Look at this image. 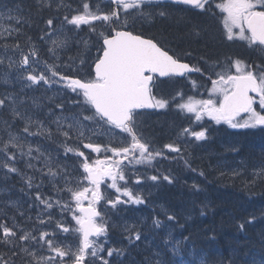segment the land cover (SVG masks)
<instances>
[{
    "label": "snow or ice",
    "instance_id": "6c2138e0",
    "mask_svg": "<svg viewBox=\"0 0 264 264\" xmlns=\"http://www.w3.org/2000/svg\"><path fill=\"white\" fill-rule=\"evenodd\" d=\"M110 2L115 6L110 11H101L97 6V11L93 12L90 4L84 2L82 12L73 15L70 20L65 17L69 24L77 27L82 24L91 26L94 21H99L110 29L99 34L102 38V45L100 46L102 51L98 49L97 58L94 62V75L86 80L72 78L61 75L58 65L46 63V71L41 72L40 75L29 72L26 79L33 84L39 82L48 84L59 77V82H62L74 93L83 96L84 104L89 106L87 110L91 114L84 115L81 112L80 115L65 118L71 120L67 124V130L61 131L65 138H70V133L75 131L78 134V139L83 140L85 136L84 122H92L101 127L108 125L120 129L128 134L131 142L124 147H115L111 143L108 145L84 143L85 149H90L98 154L94 160L86 157L84 152L79 151V149H65L66 152L75 151L79 157H84L80 165L83 172L81 179L76 181L75 188L67 187L62 190L69 192L71 201L75 203V209L70 208L68 203L63 205V209L72 211V219L75 221L76 228L64 227L62 223H58V227L65 233L72 231L77 233L79 245L75 251L70 245L67 247L56 246L52 239H47L49 234L42 232L38 239L46 242L52 255L48 257L37 256L35 251L21 248L20 252L30 258L27 264H57L58 260L63 264L65 258L71 260L72 264H87L89 256L93 260L100 258V251L103 246L98 245L97 240L90 237L104 236L108 228L104 217L97 209V204L105 199L112 208H116L121 203H144L139 194H134L131 189L120 184L121 181L127 183L124 161L127 160L130 164H150L157 156L162 155L160 151H153L151 145L138 135L135 119L138 109L146 107L163 109L169 104L168 100L156 99L152 95L150 84L155 74L165 77L201 71L200 68L182 62L178 56L171 55L169 50H165L158 41L145 39L141 35H134L131 31L123 30L128 26L130 15L133 20L137 18L151 19L154 15L151 9L157 8L158 11L155 12V15L165 17L167 12L159 10L158 0H110ZM171 2L191 6L202 11H208L212 4V0H171ZM215 8L220 10L221 23L229 41L239 37L241 40H247L250 45L264 47V0H220L219 3L215 4ZM7 11L11 13L15 9H7ZM121 16L124 17L122 21ZM13 18L9 16V19ZM47 25L51 27L53 20H47ZM13 31H18V29L0 26V36H3L5 32L11 35ZM65 43V40H53V47L49 49V52L55 54V49L63 47ZM14 47L18 48L19 45ZM31 55L38 56V53L32 51ZM20 64L28 65L29 56L23 55ZM216 66L219 67V65ZM232 66L235 67V73L231 72L230 67L228 71L217 72L215 74L216 79L209 77L212 87L208 90L210 93L208 99H196L193 96L184 99L181 93H177L182 102L176 107L181 112L194 114L196 120H200L206 115L217 124L223 122L233 129L264 126V113L258 112L254 107L258 98L260 108L264 109V66L257 65L255 69H252V66H244L243 62L239 60L235 61ZM9 67H12V63H9ZM174 101L175 97L173 98ZM5 103V99H0V106L5 105ZM57 107L63 110L62 105H57ZM242 113L246 119L240 122L238 118ZM13 114L17 117L20 116V113L15 112V110ZM57 128L58 130L63 128L59 120L57 121ZM24 131H29L27 126ZM182 135H191L196 140H202L207 138V130L191 131L189 128H185ZM15 140L16 137L11 136L8 141L4 142L3 149H0L7 160L0 166L8 169L9 172L17 171L15 167H10V163L16 159L15 154H9L10 145L11 148L20 147L14 143ZM164 147L172 152H180V148L173 144H166ZM36 151L39 152V149L37 148ZM109 152L111 155H108ZM31 153L32 149L29 148L28 154L31 155ZM99 154H103L102 159ZM29 166L31 167V165ZM48 173L52 177L59 174L57 170L51 167H49ZM260 174L264 175V170ZM150 179L156 181L158 176H151ZM163 179L169 183L172 182L168 175L163 176ZM109 180L111 183L108 187L115 190V199L106 197L101 191V185ZM136 183H140L139 178H137ZM65 184L71 185L72 180L66 179ZM29 187H31V178H29ZM121 197L127 199L122 200ZM36 199L48 208L53 207L51 202L41 199L39 193H37ZM85 202H87L86 206ZM168 220L174 221L175 216L169 215ZM154 226L160 228L162 222L157 219L154 221ZM0 232H2L0 239L5 244H11L12 238L17 236V232L6 224H0ZM29 238L37 240L35 236L30 237L29 233L19 236L20 241L26 242ZM140 238V234L136 233L135 239L139 240ZM173 240H175L174 243ZM189 240L190 237L188 236L175 239L171 232L168 233L165 243L171 245V252L174 256L180 257L179 260L172 261L171 264H195L194 261L186 260L181 255L182 250L186 248V242ZM107 251L108 255L111 256L114 250L108 249ZM12 255L16 256L18 253L14 252ZM100 259L102 264H110L108 260ZM0 264H8V261L0 259ZM156 264H164V262L157 260ZM200 264H206V261L201 260ZM261 264H264V261Z\"/></svg>",
    "mask_w": 264,
    "mask_h": 264
},
{
    "label": "trees",
    "instance_id": "16d2710c",
    "mask_svg": "<svg viewBox=\"0 0 264 264\" xmlns=\"http://www.w3.org/2000/svg\"><path fill=\"white\" fill-rule=\"evenodd\" d=\"M15 3L24 10L21 16L24 17L23 22L29 25L28 35L38 39L46 29L42 21L45 11L37 8L34 0H0V5L5 7ZM202 25L208 26L207 23ZM157 27L164 30L167 36H179L182 44L195 50L201 49L208 55L215 54L216 50L220 52L219 43L212 36L196 42L193 37L188 36V33L193 36L191 32L186 31L184 37L178 27H166L164 21ZM148 31L150 28L146 27V32L149 33ZM98 46L101 44L90 45L76 58L80 62L84 58L92 59L95 51L101 50ZM1 83L0 99H5V92L9 87ZM174 97L176 96L163 98L172 101ZM69 102L63 104L68 106ZM85 107L86 112L91 114L87 110L89 106ZM155 116L158 118L157 123L151 129H156L161 134L167 132L171 135V130L176 133L175 126L184 129L187 126L185 122L190 121L189 117L181 118L180 122L179 118L170 120L168 116ZM0 119L3 121L0 125L1 139L7 140L9 131L28 133L24 131L26 126L21 120L7 111L6 104L0 106ZM201 127L207 130L208 143L203 144L200 160L188 158L185 152L174 154L166 151V154L163 150L165 147L151 148L162 152L159 159L153 162V171L149 174L158 176L156 186L150 190L149 195H145L144 203L129 208L127 214L137 216L133 227L120 228L118 224H113L99 238L103 246V260H108L110 264H156L157 260L171 264L180 259L172 254L171 245L165 243L171 232L175 239L190 237L181 255L195 264H200L201 260H205L206 264H261L264 261V175L260 174L264 170V126L233 129L225 123L217 124L210 120L203 122L198 128ZM71 144L70 142V146ZM64 156L69 163H75V158L69 152ZM149 175L142 176L140 172L138 177L142 179ZM165 175L170 177L171 183L163 179ZM132 177L133 173L128 175L129 180ZM144 180L145 178L142 179L143 182ZM112 210L109 207L110 214L117 219ZM169 215L175 216V220L169 221ZM157 219L162 222L160 228L154 226ZM0 224H6L16 231L13 223L4 216H0ZM136 233L140 234L139 240L135 239ZM19 236L21 235L17 232L11 244H5L0 239V256L9 264H23L20 249L25 241H20ZM108 249L114 250L111 256L108 255ZM14 252L18 255L13 256ZM93 264H102V260Z\"/></svg>",
    "mask_w": 264,
    "mask_h": 264
},
{
    "label": "rangeland",
    "instance_id": "374dc122",
    "mask_svg": "<svg viewBox=\"0 0 264 264\" xmlns=\"http://www.w3.org/2000/svg\"><path fill=\"white\" fill-rule=\"evenodd\" d=\"M34 1L37 5V8L44 12L43 10L45 9V6L49 5L55 0ZM84 2L85 0H82V3L81 1H79L76 9H73V6L71 4L66 5L63 4L62 0H56V5L53 7V10H59L58 14H56L59 17V22L55 23L53 21V25L49 27L47 25V20H49L47 16V19L43 20V26L46 29L43 31L44 35L42 34L40 36V39L42 38L41 41L45 44V46L42 47L44 48V50L39 47L38 41L29 38L30 35L28 37L25 33L26 31H24L23 27L29 25H27L28 23L23 22L24 17L21 16V13L24 10L22 11L20 9V5L17 3L9 5L8 7L0 5V14H2V16H0V26L8 27L11 29H18V32L13 31L11 35L5 32L3 36H0V61H2L0 62V81H3L4 84L9 87V90L7 89L8 91L6 90L5 92V95L6 93L7 95H9L5 96L6 109L11 115H14V110L15 112L20 113V116L18 118L21 120L22 124L24 126H27L29 129L27 134H25L24 132H18L17 130L9 131L7 140H2L0 137V149H3L4 142L8 141L11 136L16 137L14 143L20 146L17 148H11V145L9 146V154L14 153L16 157V161L14 160L13 162H11L10 167H15L17 171L9 172L8 169L0 166V202H2L0 204H3L5 206L4 207L3 205H0V216H4L5 219L8 218L11 223H13L16 232H19L20 235L29 233L30 237H37V240H32L31 238H29L25 242V245L22 246V248H27L29 251H35L37 256L48 257L49 255H52L47 247L46 242L39 241L38 239L40 233L42 232L48 233L49 235L47 239H52L56 246L67 247L70 245L72 247V250L75 251V249L79 245V235L77 233H75L74 231L65 233L58 227V223H62L64 227L72 229L76 228L75 221L72 219V211L63 209V205L65 203H68L70 205V208L75 209V203L71 201L70 193L62 190L66 189L67 187L75 188L76 181L81 179L83 172L82 168H80V165L82 163L81 157H79L75 151L69 152L70 156L72 155V157H74L76 160L74 164L71 163L73 164L72 167L70 166L71 164H67V161L65 160L66 157L64 155L68 153L65 151V149H79V151L84 152L86 157L94 160L97 157L92 156V152H88L86 150L84 151V142L98 143L101 145H108L109 143H111V145L115 147H124L131 142L128 134L122 132L120 129L113 128L108 125H104L101 127L100 125L94 124L92 122H84L85 136L83 140H77L78 134L75 131L70 133V138L63 137L61 131L67 130V124L71 122L70 119L65 118H69L74 115H80L81 112H83L84 115H90V113L86 112L85 108L87 107H85L83 96L79 95L78 93H74L62 82H59V77H56L48 84H45L44 82L33 84L26 79L29 72H32V74L34 75H40L41 72L46 71V63H54L58 65V69L61 75H71L76 73L79 75H83L86 78L88 77L86 75H90V67H92L93 58L96 56H93L92 59L84 58L81 60V62L76 58L82 51H84V49L87 50L90 44L81 40L78 41V39L80 38L78 30L79 28H81V26L77 27L75 25L69 24L67 20H65V17L70 20L73 15L78 14V12H82ZM7 9H15V11L8 13ZM91 10L93 12H96L94 6L91 7ZM46 11L49 12L50 9L46 8L45 13ZM6 13H8V17L6 16ZM9 16H12L14 18L9 19ZM129 17L131 18V15ZM149 20L150 19L142 18L141 20H138L137 24H142V21H146L148 23ZM57 39L65 40L66 43L63 47L56 48L55 54H53L49 52V49L53 47L52 41ZM17 44L19 45V47H14ZM39 49H41V51ZM32 51H35L37 53L39 52V55L32 56ZM23 55L29 56L28 65L20 64ZM9 63H12L11 68L9 67ZM233 70L235 71V67H233ZM48 75L50 76V73ZM211 87L212 85L208 88V90ZM19 92H21L22 94H20ZM207 92L208 93L187 94L183 95V97L184 99H187V97L189 96H193L196 99H208L210 97V93L209 91ZM17 93H19L20 95ZM161 98L164 99L163 97ZM165 100L167 99L165 98ZM68 101H70L69 105L65 106L63 103H67ZM181 102L182 101L180 100V97L176 95L174 102L173 100L169 101V104L166 108L159 109H161L162 111L166 109L165 112H172L170 113L173 117L171 118V120L174 118L181 119L189 117V123L185 122V124L187 125L186 128L190 127L189 129L191 131L202 130V127H198H200L203 122L212 120L206 115L203 116L200 120H196L195 115L192 113L177 111L176 109L178 108L176 107V105ZM57 105H62L63 110L57 107ZM254 107L258 112L264 113V109L260 108L259 103ZM165 112H163L162 115L166 114ZM143 118L144 117H142L141 119L137 118L136 121H140ZM238 119L240 120V122H243V120L246 119V116L244 118L239 117ZM58 120L61 125H63V128L60 130H58L57 128ZM2 123L3 121L0 119V125ZM222 123L223 122H221V124ZM137 129L139 133H143V131H140V126H137L136 122V130ZM171 132L173 131L171 130ZM174 132L178 133V140H170L168 144H173L174 146L179 147L180 152H185L186 155H188V158H197L200 160L201 155L199 152L204 149L203 144L208 143V136L206 139L196 140L195 137L191 135H182L183 129L180 126H175ZM174 134L175 133H173V135ZM66 139L68 142L65 141ZM49 140L52 141V145L50 143L52 147L49 145ZM70 142L72 143L71 146ZM66 143H68V146ZM45 144L46 146L44 147ZM29 148L32 149L31 155L28 154ZM37 148L39 149V152L36 151ZM151 148H155V145H151ZM21 151L23 153H21ZM173 153L177 154L176 152ZM108 155H111V153L109 152ZM99 156L101 159L103 158V154H99ZM156 159H159V157L157 156L150 164H130L127 160H125L124 164L127 173V183L125 184L124 181H121L120 184L131 189L134 194H139L144 200L145 195H149L150 190L155 188L156 186L155 181L152 180L151 182H149L147 180L151 177V175L149 174H151V172L153 171V168L151 167ZM63 160H65V162ZM5 162H7L6 156L3 152H0V165ZM29 165H31V167ZM49 167L57 170L59 174L56 177L50 176L48 173ZM140 172L142 173V176L149 175V177L147 178L144 177L146 181L144 180L143 182L142 179L144 178L141 179L138 177L140 175ZM132 173L134 179L132 177L133 180H129L128 175ZM12 175L14 176L11 177ZM29 178H31V187H29ZM137 178L140 179V183L138 184L136 183ZM66 179H71L72 184L66 185ZM110 183L111 181L109 180L107 183L102 184L101 191L106 197L115 199V190L108 187ZM37 193L40 194L41 199L51 202L53 207L48 208L44 203H41L40 200H37ZM121 199L126 200L127 198L121 197ZM57 201H59V204H57ZM86 205L87 202H85V206ZM138 205L140 204L129 202L121 203L116 208H112L110 205H108L107 199H105L97 204V209L100 210L102 216L104 217V220L107 223V228L113 224H118L120 228L129 229L134 226L137 216L132 214L128 215L127 212L129 208L134 206L136 207ZM109 207L113 209L112 211L115 212V216H117V219L120 218L119 221L110 214ZM99 238L92 239H96L98 245H102ZM30 243H32V245ZM20 253L23 255L22 259H24L22 263L27 264L30 258L24 253ZM101 256L102 248L100 251V258ZM2 257L0 256V259H2ZM100 258H96L95 260H93V258L89 256L87 264L96 263ZM57 264H61V262L58 260ZM63 264H72V261L65 258Z\"/></svg>",
    "mask_w": 264,
    "mask_h": 264
},
{
    "label": "flooded vegetation",
    "instance_id": "af4514ba",
    "mask_svg": "<svg viewBox=\"0 0 264 264\" xmlns=\"http://www.w3.org/2000/svg\"><path fill=\"white\" fill-rule=\"evenodd\" d=\"M62 1L63 4L66 5L72 4L73 9H75V7L78 4V1L76 3L75 0H62ZM85 2H88L91 7L94 6L96 11H97V6H99V9L104 12L110 11L113 7H115L113 4H111L110 1L85 0ZM219 2L220 0H212V4L209 7L208 11H202L199 9L192 8L191 6L173 4L169 2H158L159 10H165L167 12V15L165 17H160L158 15H155V12L158 11L157 8L151 9L154 15L149 20L148 23L146 21H142L141 22L142 24H137L138 20H141L142 18H137L136 20H133L132 18L129 17L128 26L124 29H128L130 31L132 30V32L135 35H141L144 38L154 39L158 41L165 48V50H169L171 55L178 56L182 62L188 63L192 67H197L201 69L200 72H190L187 75H171L163 78L155 74L154 79L150 84V87L152 88V95L156 97V99L158 98L162 99L161 97L164 96H176L177 93H181L182 95L208 93L207 92L208 88L212 85L211 79H216L215 74L221 71H228L230 67H231V72L235 73V71L233 70L234 66L232 65L237 60L243 62L244 66H252V69H255V66L257 65L264 66V47L257 45H250L247 40H241L239 39V37H236L231 41H229L226 38L223 25L221 23L222 15L220 13V10L215 8V4ZM55 4H56V0L51 2L50 5L45 6V9L48 7H50L51 9L49 8L50 9L49 12L46 11L45 18H42V21L48 18V19H52L55 23L59 22L58 21L59 17L56 15L58 14L59 10L58 9L56 11L53 10V6H55ZM45 9L42 10L45 11ZM123 19L124 17L121 16V21ZM161 21H164L166 27H171V29L174 28L173 26L178 27L181 30V34L184 33L183 35L184 37L186 36V31L191 32L193 36L190 33H188V36L193 37L194 40H196V42L199 40H206L207 39L206 36H210V37L212 36L213 39H215L216 42L219 43L218 45L220 47L219 49L220 52L216 50L215 52L217 56L216 57L215 54L208 55V53L202 51L201 49L195 50L186 44H182L181 38L179 36L175 34H171L167 36L164 30H160L157 27L158 24L161 23ZM203 23H207L208 26L202 25ZM80 26L81 28H79L78 30V34L80 38L78 39V41L81 40L87 42L91 46H93L94 43H100L102 45V38L100 37L99 34L102 31L107 32L110 30L108 27H106V25L103 22H99V21H94L91 26L84 24ZM146 27L150 28V31H148L149 33L146 32ZM28 28L29 27L25 26L24 31H26L25 33L29 37ZM93 28H95V31H93ZM41 35H39L38 39L31 35L29 37L31 39L38 41L39 43L38 42L37 43L39 44L40 48L45 46V44L42 43L41 41L42 39L40 40ZM100 51H102V49ZM217 53L219 54L217 55ZM94 54H95L94 56H96V54H98V50L95 51ZM95 59L96 58L94 57L92 66ZM210 63L211 66L213 65V67H210ZM216 65H219V67H217ZM206 67L208 68L210 67L209 69L210 71L207 70ZM90 71H92V67H90ZM203 71L207 72L208 74ZM71 75L72 77L75 78L76 76H78L79 78L84 77L83 75H79L76 73ZM86 76H88L87 79H89L92 76V74L91 76L90 75H86ZM209 77H211V79H209ZM193 82H195V84H193ZM256 105H258V98H257V103H255L254 106ZM165 110L162 111L159 108H155V110L153 111H146V110L136 111L135 119L137 118L141 119L142 117H144L142 120L136 121L137 126L138 125L140 126V131L144 130L143 133L141 134L138 132L137 129L138 135H140L142 139L148 142L149 144L153 146L155 145V147H164V145L168 144L170 140H178L177 139L178 133H175L173 135V133L170 131L171 135H168L167 132L161 134V132L157 131L156 129L154 130L151 129L155 126V123H157L158 118L155 115H158L159 117L162 118L168 116L170 120L171 118H173L170 114L172 112L170 111L165 112ZM176 110L180 111L179 109ZM163 112H165L166 114L162 115ZM175 120L178 121L177 119ZM145 124H147L148 127ZM149 126L151 127L149 128ZM147 128H149V130ZM146 131H148L150 135L146 133ZM144 132L146 133V135ZM147 135H149V139ZM150 136L152 137L151 139ZM163 142L165 144H163ZM163 150H165L166 154L167 152H171L169 149L166 148ZM81 159L83 162V157H81Z\"/></svg>",
    "mask_w": 264,
    "mask_h": 264
},
{
    "label": "bare ground",
    "instance_id": "6f19581e",
    "mask_svg": "<svg viewBox=\"0 0 264 264\" xmlns=\"http://www.w3.org/2000/svg\"><path fill=\"white\" fill-rule=\"evenodd\" d=\"M42 1H43V0H42ZM79 1H81V3H82V0H78V4H79ZM38 2H39V1H38ZM44 2H46V1H44ZM47 2H48V1H47ZM49 3H50V2H49ZM69 3H70V2H69ZM76 3H77V1H76ZM49 5H50V4H49ZM55 5H56V4H55ZM71 5H72V4H71ZM73 5H74V4H73ZM6 6H7V5H6ZM77 6H78V5H77ZM53 7H54V6H53ZM70 7H71V6H70ZM48 8H50V7H48ZM50 9H51V8H50ZM75 9H76V7H75ZM69 10H70V9H69ZM5 11H6V10H5ZM66 11H67V10H66ZM3 12H4V11H3ZM55 13H56V12H55ZM7 14H8V13H6V16H7ZM6 16H5V17H6ZM7 17H8V16H7ZM60 18H61V17H60ZM61 19H62V18H61ZM58 21H59V20H58ZM60 22H61V21H60ZM17 32H18V31H17ZM15 34H16V33H15ZM22 35H23V34H22ZM43 35H44V34H43ZM45 35H46V34H45ZM22 37H23V36H22ZM24 37H25V36H24ZM45 38H46V37H45ZM41 39H42V38H41ZM41 39H40V40H41ZM40 40H39V41H40ZM45 41H46V40H45ZM31 43H32V42H31ZM36 44H37V43H36ZM40 45H42V44H40ZM39 47H40V46H39ZM39 47H38V48H39ZM41 48H42V47H41ZM42 49L44 50V48H42ZM37 50H38V49H37ZM39 50L41 51V49H39ZM9 51H10V50H9ZM38 53H39V52H38ZM218 54H219V53H217V55H218ZM38 55H39V54H38ZM93 55H94V54H93ZM93 55H92V57H93ZM215 56H216V54H215ZM215 56H214V57H215ZM39 57H40V56H39ZM42 57H43V56H42ZM83 57H84V56H83ZM216 57H217V56H216ZM40 58H41V57H40ZM41 59H42V58H41ZM10 61H11V60H10ZM194 64H195V62H194ZM199 65H200V64H199ZM202 67H203V66H202ZM210 67H213V65L211 66V63H210ZM210 67H209V68L206 67L207 70H209ZM214 67H215V66H214ZM211 69H213V68H211ZM205 70H206V69H205ZM207 70H206V71H207ZM209 71H210V70H209ZM209 71H208V72H209ZM203 72H205V71H203ZM205 73H207V72H205ZM9 74H11V73H9ZM207 74H208V73H207ZM1 82H3V81H1ZM1 82H0V83H1ZM3 83H4V82H3ZM1 84H2V83H1ZM17 84H18V83H17ZM12 85H13V84H12ZM12 85H11V86H12ZM22 85H23V84H22ZM0 88H1V87H0ZM12 89H13V88H12ZM21 89H22V88H21ZM24 89H25V88H24ZM24 89H23V90H24ZM8 90H9V89H8ZM8 90H7V91H8ZM10 90H11V89H10ZM25 90H26V89H25ZM4 91H5V90H4ZM13 91H14V90H13ZM13 91H12V92H13ZM21 91H22V90H21ZM2 92H3V90H2ZM16 92H17V91H16ZM32 92H33V91H32ZM10 93H11V92H10ZM10 93H9V94H10ZM14 93H15V92H14ZM19 93L22 94L21 92H19ZM19 93H17V94H19ZM20 94H19V95H20ZM23 94H24V93H23ZM30 94H31V93H30ZM6 95H7V93H6ZM6 95H5V96H6ZM7 96H9V95H7ZM21 96H22V95H21ZM6 98H7V97H6ZM47 100H49V99H47ZM47 100H46V101H47ZM8 103H9V102H8ZM14 105H15V104H14ZM43 105H44V104H43ZM46 105H47V104H46ZM48 105H49V104H48ZM181 121H182V119L180 120V122H181ZM184 121H185V120H184ZM153 123H154V122H153ZM186 123H187V121H186ZM143 125H144V124H143ZM145 125L148 127L147 124H145ZM150 127H151V126H149V128H150ZM149 128H147V129L149 130ZM147 129H146V130H147ZM143 131H144V130H143ZM150 131H151V130H150ZM144 133H145V132H144ZM146 133H148V134L150 135V133H149L148 131H146ZM146 133H145V135H146ZM73 134H74V133H73ZM158 134H159V133H158ZM75 135H76V133H75ZM149 135H147L148 139H149ZM49 136H50V135H49ZM49 136H48V137H49ZM151 136H152V133H151ZM151 136H150V139L152 138ZM154 136H155V135H154ZM51 137H52V136H51ZM51 137H50V138H51ZM63 137H64V136H63ZM72 137H73V136H72ZM158 137H159V136H158ZM155 138H156V137H155ZM71 139H72V138H71ZM2 140H3V139H2ZM77 140H79V139H77ZM156 140H157V139H156ZM49 141H50V140H49ZM49 141H48V142H49ZM63 141H64V140H63ZM65 141H67V139H66ZM37 142H38V141H37ZM42 142H43V141H42ZM45 142H46V141H45ZM51 142H52V141L49 142V145H50ZM67 142H68V141H67ZM71 142H72V141H71ZM28 143H29V142H28ZM40 143H41V142H40ZM62 144H63V142H62ZM28 145H29V144H28ZM30 145H31V144H30ZM39 145H40V144H39ZM51 145H52V143H51ZM51 145H50V146H51ZM45 146H46V144L44 145V147H45ZM41 147H42V146H41ZM47 147H49V146H47ZM51 147H52V146H51ZM201 147H202V146H201ZM39 148H40V147H39ZM197 148H198V146H197ZM47 149H49V148H47ZM52 149H53V148H52ZM190 150H191V149H190ZM195 150H196V149H195ZM197 150H198V149H197ZM200 152H201V151H200ZM200 152H199V153H200ZM206 152H207V151H206ZM196 153H198V152H196ZM200 154H201V153H200ZM201 155H202V154H201ZM194 156H195V155H194ZM200 157H201V156H200ZM64 159H65V158H64ZM66 159H68V158H66ZM15 161H16V160H15ZM56 161H57V160H56ZM67 162H68V161H67ZM73 162H74V160H73ZM16 163H17V162H16ZM56 163H57V162H56ZM68 163H69V162H68ZM71 163H72V162H71ZM71 163H70V164H71ZM21 164H23V163H21ZM57 164H58V163H57ZM73 164H74V163H73ZM73 164H71V165H73ZM216 166H217V165H216ZM19 167H20V166H19ZM19 167H18V168H19ZM216 168H218V167H216ZM22 170H23V169H22ZM29 171H30V170H29ZM13 176H14V175H12L11 177H13ZM16 177H17V176H16ZM207 177H208V176H207ZM12 179H13V178H12ZM16 179H17V178H16ZM13 180H14V179H13ZM39 181H40V180H39ZM14 185H15V184H14ZM17 191H18V190H17ZM214 192H215V191H214ZM212 194H213V193H212ZM18 198H19V197H18ZM21 198H22V197H21ZM6 199H7V198H6ZM19 199H20V198H19ZM179 200H180V199H179ZM1 201H3V200H1ZM10 202H11V201H10ZM0 203H2V202H0ZM3 203H4V202H3ZM177 204H178V203H177ZM0 205H3V204H0ZM9 205H12V204H9ZM3 206H4V205H3ZM4 207H5V206H4ZM1 208H2V207H1ZM24 208H25V207H24ZM27 209H28V208H27ZM3 210H4V209H3ZM6 211H7V210H6ZM25 212H26V211H25ZM191 221H192V220H191ZM193 221H194V220H193ZM196 228H197V227H196ZM152 231H153V230H152ZM164 231H165V230H164ZM160 233H161V232H160ZM155 237H156V236H155ZM30 244L32 245V243H30ZM36 246H37V245H36ZM188 248H189V247H188ZM241 251H242V250H241Z\"/></svg>",
    "mask_w": 264,
    "mask_h": 264
},
{
    "label": "water",
    "instance_id": "95a60500",
    "mask_svg": "<svg viewBox=\"0 0 264 264\" xmlns=\"http://www.w3.org/2000/svg\"><path fill=\"white\" fill-rule=\"evenodd\" d=\"M106 1H110V0H106ZM160 1H164V2H170V3H172L171 2V0H158V2H160ZM127 31V30H126ZM146 39V38H145ZM94 65V64H93ZM93 69H94V66H93ZM94 72V71H93ZM158 76H159V74H157ZM175 75V74H174ZM171 76V75H170ZM160 77V76H159ZM166 77V76H165ZM161 78H163V77H161ZM79 79V78H78ZM252 95H255V94H252ZM141 110H147V111H153L154 110V108H142V109H138V110H136V111H141ZM243 114V113H242ZM95 154H97V153H95ZM91 238V237H90Z\"/></svg>",
    "mask_w": 264,
    "mask_h": 264
}]
</instances>
